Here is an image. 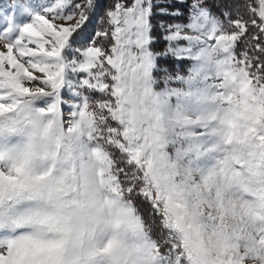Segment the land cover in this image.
<instances>
[{"label": "snow or ice", "instance_id": "1", "mask_svg": "<svg viewBox=\"0 0 264 264\" xmlns=\"http://www.w3.org/2000/svg\"><path fill=\"white\" fill-rule=\"evenodd\" d=\"M101 3L0 5V264H264V0Z\"/></svg>", "mask_w": 264, "mask_h": 264}, {"label": "rangeland", "instance_id": "2", "mask_svg": "<svg viewBox=\"0 0 264 264\" xmlns=\"http://www.w3.org/2000/svg\"><path fill=\"white\" fill-rule=\"evenodd\" d=\"M10 2H11V0H0V5H4V4L10 3ZM21 2H25V0H21ZM27 2L37 4V3H43L44 0H27ZM154 2H156V0H154ZM167 2L168 3H175L176 7H179L178 4L180 3L179 0H167ZM189 4H191V3H189L188 0H185V3L182 4L181 8H185V10L180 9L184 13V15L179 20H171V18H169V17L154 16L153 22L155 23L159 19L165 20L166 23L167 22H172V23L186 22ZM157 10L158 9H154V11H157ZM102 16H103V14H100V12L97 11L96 16L93 18V22L91 24H89L88 29H86V31H88L89 29L94 31L96 27H102L103 25L101 24V19H100ZM21 19H23V18H21ZM55 22L61 23V21H55ZM154 32H156V35L158 37H161L163 35L158 28L155 29ZM158 41H159V42H157L158 44L157 43L154 44L155 47L157 46L154 49L159 50V51H163L164 48L166 47V44L160 45L162 43H165L162 39H159ZM3 43L4 42H0V50L3 49ZM160 63L166 64L172 70L173 74L187 75L188 74V68L190 67L191 62L188 61L187 59L169 58L166 61L161 60ZM26 86H32V85H26ZM173 86H175V84H173Z\"/></svg>", "mask_w": 264, "mask_h": 264}, {"label": "trees", "instance_id": "3", "mask_svg": "<svg viewBox=\"0 0 264 264\" xmlns=\"http://www.w3.org/2000/svg\"><path fill=\"white\" fill-rule=\"evenodd\" d=\"M111 2V0H102V3H101V6L98 8V12H100V14H104V10H105V8H106V6L109 4ZM188 2L189 3H191L192 2V0H188ZM179 5V7L178 8H180L181 10H185V8H181L182 7V5L179 3L178 4ZM213 11H215V9H213ZM156 37H158L157 35H156V32H154L153 33ZM159 38V37H158ZM159 42V41H158ZM158 44V43H157ZM165 43H162V44H160V45H164ZM154 47L153 48H156L155 47V45H153Z\"/></svg>", "mask_w": 264, "mask_h": 264}]
</instances>
